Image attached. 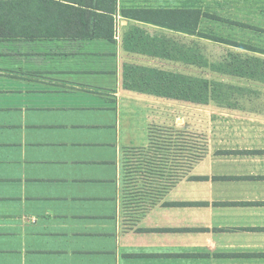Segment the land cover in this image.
<instances>
[{
  "label": "crops",
  "instance_id": "crops-1",
  "mask_svg": "<svg viewBox=\"0 0 264 264\" xmlns=\"http://www.w3.org/2000/svg\"><path fill=\"white\" fill-rule=\"evenodd\" d=\"M194 2L232 70L183 120L207 135L204 155L171 185L148 174L149 200L131 203L124 173L155 98L126 88L125 68L159 56L129 44L142 27L119 39L167 29L118 0L116 43H0L16 49L0 55V264H264V0Z\"/></svg>",
  "mask_w": 264,
  "mask_h": 264
},
{
  "label": "rangeland",
  "instance_id": "rangeland-1",
  "mask_svg": "<svg viewBox=\"0 0 264 264\" xmlns=\"http://www.w3.org/2000/svg\"><path fill=\"white\" fill-rule=\"evenodd\" d=\"M119 2L121 9L150 8L154 6L181 9V7H192L195 4L194 0H119ZM133 25L142 27L144 30L133 31L131 33L132 38L134 40L140 38V42L144 43V46L145 41H147V50L152 49L157 56L162 55V57L148 58L139 55L137 62L143 67L134 68L131 65L125 68V74L127 75L126 88L155 98L153 101L155 123L149 129L150 143L147 147L132 151L134 154L127 155L125 161V183L129 190L131 203L138 202V200L143 201L146 198L149 200L150 196L145 195L156 194L149 188L155 186L156 183H150L151 177L148 174L154 175L153 178L156 181L163 176L162 173L168 174L167 170L177 167V163L180 162L181 166V145L192 149L199 147L207 149L208 137L204 131L201 132V130L193 128L192 122L189 123L190 129H187L183 125V120H194L195 115L191 110L194 107L193 105L208 104L211 98H215L216 89L225 87V85H219L215 82V74L227 71V69L232 70L231 65L216 62L220 61L218 58L220 55H226V52L231 50L223 46L210 44L204 38L205 36L209 37L208 34L210 33L207 30L202 31L203 37L199 35L196 37L132 24L131 26L122 27L123 30H121L119 40L124 39L125 34L130 31L129 29ZM206 26L209 29V26ZM136 34H140V37ZM9 49L10 53L6 54L7 50L0 46V55H15L14 51L16 49L13 47ZM4 51L6 52L4 53ZM129 55L127 56L129 57ZM236 67L235 65L234 69ZM153 70L185 75L196 80L198 82L196 84L198 94L193 95L192 98L198 100L186 101L181 100V98L162 97L155 94L164 92V89L160 84H157L160 81L155 77ZM206 82L209 84L208 89ZM175 92H180V90ZM204 99H207L205 103L202 102ZM181 134L185 136L181 138ZM178 172V174H181L180 171ZM148 181L150 182L148 183Z\"/></svg>",
  "mask_w": 264,
  "mask_h": 264
},
{
  "label": "trees",
  "instance_id": "trees-1",
  "mask_svg": "<svg viewBox=\"0 0 264 264\" xmlns=\"http://www.w3.org/2000/svg\"><path fill=\"white\" fill-rule=\"evenodd\" d=\"M120 12L128 20L159 26L188 36L203 37L198 32L203 14L193 7L122 8ZM117 14L118 0H0V43L43 40L116 43ZM136 35L140 37V34ZM132 36L129 39L130 45L140 41V38L134 40ZM153 71L160 81L157 84L164 89V92L155 94L186 101L198 100L192 98L193 95L198 94L196 80L172 72ZM206 83L208 89L209 84ZM176 90L180 92H175ZM206 101L207 99H204L202 102ZM184 136L181 134V138ZM205 151L201 147L192 149L181 145V166L179 162L177 167L166 169L168 174L162 173L165 183L173 184L178 179L177 175H180L178 171L181 176L185 174L204 155Z\"/></svg>",
  "mask_w": 264,
  "mask_h": 264
}]
</instances>
